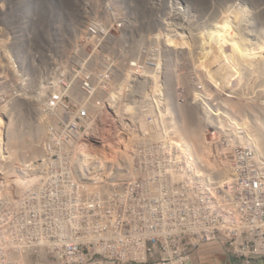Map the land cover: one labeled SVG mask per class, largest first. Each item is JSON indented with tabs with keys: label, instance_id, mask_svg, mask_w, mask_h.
<instances>
[{
	"label": "built area",
	"instance_id": "built-area-1",
	"mask_svg": "<svg viewBox=\"0 0 264 264\" xmlns=\"http://www.w3.org/2000/svg\"><path fill=\"white\" fill-rule=\"evenodd\" d=\"M27 1L0 16V264H195L214 253L264 264V153L247 139L209 140L202 157L186 140L136 138L147 80L133 16L50 29L40 48ZM79 32L98 37L75 47ZM23 109L44 134L40 153L20 161L9 127ZM110 117L124 138L105 144Z\"/></svg>",
	"mask_w": 264,
	"mask_h": 264
},
{
	"label": "rangeland",
	"instance_id": "rangeland-1",
	"mask_svg": "<svg viewBox=\"0 0 264 264\" xmlns=\"http://www.w3.org/2000/svg\"><path fill=\"white\" fill-rule=\"evenodd\" d=\"M66 1H27L34 8L37 26L42 28L37 27L36 32L41 41L43 36L47 42L50 39L48 32L53 12L62 14L64 8L73 12V16L63 19L60 26L77 25L81 29L89 21L117 27V13L126 12L133 16L138 39L134 61L138 65V74L147 80V95L137 98L133 113L136 138H164L170 142L186 140L191 148L190 137L183 134L184 124H192L202 114V143L207 146L200 153L202 157L211 153L207 141L212 139L231 140L230 144L236 140V145L245 139L252 141L248 137L253 125L252 115L253 112L260 113L253 109L264 105V0ZM16 7L17 0H0V16L17 10ZM56 7L62 9L51 12ZM38 8L43 12H39ZM91 36L89 39L80 32L75 34V47L85 39L94 42L98 37L97 34ZM92 48V44L87 46L88 51ZM244 52L245 57L239 61L241 58L238 55L242 57ZM0 72H4L5 77V62H0ZM0 98L1 101L5 99L3 78L0 79ZM138 100H145L147 107L143 109L149 110L142 112ZM153 108L158 112L152 113ZM106 122L113 125L115 130L100 132L105 144L109 143L110 138H124L120 136L124 128L119 119L110 117ZM41 128L43 135L42 123ZM222 149L219 148V151ZM177 153L176 148L171 147L169 154ZM27 158L29 156L19 157V160ZM13 198L17 201L21 196ZM212 255L197 259L195 254V264H220L225 259L218 253Z\"/></svg>",
	"mask_w": 264,
	"mask_h": 264
},
{
	"label": "bare ground",
	"instance_id": "bare-ground-1",
	"mask_svg": "<svg viewBox=\"0 0 264 264\" xmlns=\"http://www.w3.org/2000/svg\"><path fill=\"white\" fill-rule=\"evenodd\" d=\"M17 1H18V7H16V8L19 11L20 10V5H22L23 1H25V0H17ZM63 2H64V0H63ZM67 2H68V0L66 1V3ZM14 6H16V5L14 4ZM55 9H62V8H59V7L52 8L51 12H53ZM63 10H65V11L61 12L62 14H60L59 11L56 12V13L53 12L52 19H51L52 20V24L49 21V25L51 24V27L49 26V32H50V29L58 28L60 26L59 23L63 22V19H66L68 17L72 18L73 12H71L69 10H66L65 8ZM38 11L39 12H43L42 9H39V8H38ZM72 21H74V20H72ZM37 27H39V29H42L41 26H37ZM58 29H56V30H58ZM49 32H48V36L50 35ZM34 37L36 39L33 40V43L37 47L42 48V46L47 43V41H45L46 40L45 37L42 40L43 42L40 40L41 39L40 37H39L40 38L39 39L37 37V35L35 36V33L33 34V38ZM239 53L240 52H237V54H239ZM238 56H239V58H241L239 61H242V58L245 57V52H244L243 56L241 55L242 57H240V55H238ZM263 58H264V56H263ZM246 59L244 58L243 60L247 61ZM253 60H254L253 62H256L255 59H253ZM260 60H259V62H261ZM263 65H264V63H263ZM259 66H261V63H259ZM251 86H252V84H251ZM248 105H249V103H248ZM252 105H250L251 108L253 107ZM255 107H257V108H255V109L252 108V109L255 110L256 112H260L259 115L260 114L261 115L259 116L257 113L253 112V115H252V117H253V119H252L253 125L250 127L249 131H251V133H249L250 136H248V137H249V140H250V138L252 139V141L256 145L257 149L260 152L264 153V105L263 106H255ZM245 110H246V108H245ZM201 115L202 114H199L198 115L199 117L192 124H188L189 122L185 123L184 124V132H183V134L185 133L184 134L185 137L187 135L190 137V144L192 146L191 148L195 150V151L194 150L193 151L196 152V153L199 152V154L203 152L205 147H207L206 145H203L204 142L202 143V124H203L202 121L203 120H201L202 119ZM187 121H188V119H187ZM249 125H251V124H249ZM252 127H254V129ZM251 128L254 131H252ZM247 131H248V129H247ZM41 135H42V128H41L40 120L34 119V116L32 115V113L29 110H27V109H23L19 113H17L15 118H14V120H13V122L11 123V125L9 127V142H10L11 150L14 152V159L18 160L19 157H27V156L30 157V156L38 155L39 152H40V149H39V145L36 143V141L40 138ZM188 136H187V138H188ZM200 156H203V155L200 154Z\"/></svg>",
	"mask_w": 264,
	"mask_h": 264
},
{
	"label": "crops",
	"instance_id": "crops-1",
	"mask_svg": "<svg viewBox=\"0 0 264 264\" xmlns=\"http://www.w3.org/2000/svg\"><path fill=\"white\" fill-rule=\"evenodd\" d=\"M214 255L206 256V257H213Z\"/></svg>",
	"mask_w": 264,
	"mask_h": 264
}]
</instances>
